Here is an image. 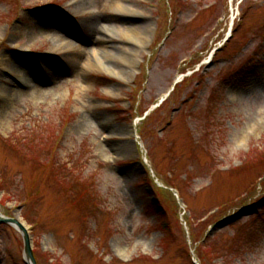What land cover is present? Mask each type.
Here are the masks:
<instances>
[{"label":"rangeland","instance_id":"obj_1","mask_svg":"<svg viewBox=\"0 0 264 264\" xmlns=\"http://www.w3.org/2000/svg\"><path fill=\"white\" fill-rule=\"evenodd\" d=\"M108 2L0 0V215L36 264H264V0H125L151 27L103 34L137 51L114 73L85 67L89 16L134 19ZM0 264H26L5 224Z\"/></svg>","mask_w":264,"mask_h":264},{"label":"bare ground","instance_id":"obj_2","mask_svg":"<svg viewBox=\"0 0 264 264\" xmlns=\"http://www.w3.org/2000/svg\"><path fill=\"white\" fill-rule=\"evenodd\" d=\"M125 0H109L108 2V8L105 11H109V10H114L116 13H120V14H125V15H131V13L134 15V19L132 16H128V20H126V22L122 21H117L114 22L113 25H111L110 22H105V19L101 22V17L97 14L91 15L89 16V18H87V20L84 22L83 27L85 28V30L87 31V36L86 38L89 41H93L96 44V47H92L91 50V56L88 59V61H86L85 63V67L91 63H95L97 64V66H99L101 63L102 66H104L105 68H107V70L109 72H113L111 71L110 68H112L113 66H108V64H106L105 62L103 63L102 60H110L112 58V55L114 56H121L123 54H125L126 52H128L124 59H126L127 61H132V62H128L130 65H133V60L136 57V50H132L131 48H122V53H117L114 52L112 49H114V47L110 46V44L107 45L108 39L103 36V34L105 35H109V33L113 32V33H119L120 35H123L124 37H126V39L136 43V44H141L140 46H142L144 44V41L147 38V32L150 30L151 26H148V24L146 23H142V21L137 20L139 18V15L136 11H133L128 5H125L123 2ZM82 6V9H85V6L82 4L80 5V7ZM131 12V13H130ZM137 17V18H136ZM57 25H52V24H47V28L43 29L41 31L46 32L50 37L54 36L55 38L59 36L58 30H60L61 28V24H59L58 20L56 21ZM54 23V22H53ZM61 35V34H60ZM60 41H62L60 39ZM67 42L65 41L63 43V46H65L67 50H73V54L70 57L71 61L69 62V65L71 67H73L74 62L76 60L79 59V56L81 54L80 48L78 47H71L70 45H66ZM138 46V45H137ZM64 49V50H65ZM99 58H101L100 60H98ZM109 67V68H108ZM113 77L116 74H113ZM49 81H53L55 80V77L53 74H49L48 76ZM35 83H40L38 80H35V82H29L28 87H30L31 89H33L31 91L34 92L33 94L38 95L40 94L42 91L39 89L40 86H38ZM111 92H109L110 94ZM133 150H134V146ZM131 148L130 143L129 144H124V149L127 151L128 153V149Z\"/></svg>","mask_w":264,"mask_h":264},{"label":"water","instance_id":"obj_3","mask_svg":"<svg viewBox=\"0 0 264 264\" xmlns=\"http://www.w3.org/2000/svg\"><path fill=\"white\" fill-rule=\"evenodd\" d=\"M1 224L10 225L19 232L23 241V255L26 264H36L32 253L31 237L24 225L13 218L3 217L0 215V225Z\"/></svg>","mask_w":264,"mask_h":264},{"label":"trees","instance_id":"obj_4","mask_svg":"<svg viewBox=\"0 0 264 264\" xmlns=\"http://www.w3.org/2000/svg\"><path fill=\"white\" fill-rule=\"evenodd\" d=\"M155 206H157V203H154Z\"/></svg>","mask_w":264,"mask_h":264}]
</instances>
